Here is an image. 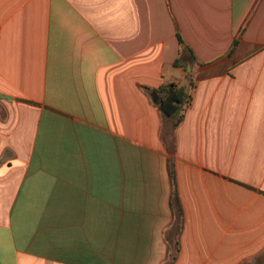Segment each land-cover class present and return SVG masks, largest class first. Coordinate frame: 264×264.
<instances>
[{
    "label": "crops",
    "instance_id": "crops-1",
    "mask_svg": "<svg viewBox=\"0 0 264 264\" xmlns=\"http://www.w3.org/2000/svg\"><path fill=\"white\" fill-rule=\"evenodd\" d=\"M0 264H264V0H0Z\"/></svg>",
    "mask_w": 264,
    "mask_h": 264
},
{
    "label": "trees",
    "instance_id": "trees-1",
    "mask_svg": "<svg viewBox=\"0 0 264 264\" xmlns=\"http://www.w3.org/2000/svg\"><path fill=\"white\" fill-rule=\"evenodd\" d=\"M179 45H180V59L183 56L185 51H188L190 54L191 62H195V58L192 55L191 50L184 44V42L179 37ZM237 45V40L234 41L232 45L233 48ZM230 50V52L232 51ZM179 59L175 62V66H178ZM193 86L191 79L189 80L188 86H179L174 83H168L166 85L161 86L156 90L158 97L160 99V103L158 105V110L162 115L165 125L170 124L171 126H166L162 133V138L167 145L172 141V130H174L181 120L183 119L184 112L190 103L191 95L189 89ZM171 127V130L169 129ZM169 173L172 180V184L175 186V178L173 172V164L170 161L168 163Z\"/></svg>",
    "mask_w": 264,
    "mask_h": 264
},
{
    "label": "water",
    "instance_id": "water-1",
    "mask_svg": "<svg viewBox=\"0 0 264 264\" xmlns=\"http://www.w3.org/2000/svg\"><path fill=\"white\" fill-rule=\"evenodd\" d=\"M154 102H155V104H156V105H159V103H160V99H159V98H157V99H155V101H154Z\"/></svg>",
    "mask_w": 264,
    "mask_h": 264
}]
</instances>
